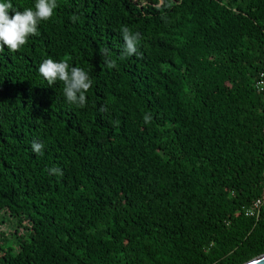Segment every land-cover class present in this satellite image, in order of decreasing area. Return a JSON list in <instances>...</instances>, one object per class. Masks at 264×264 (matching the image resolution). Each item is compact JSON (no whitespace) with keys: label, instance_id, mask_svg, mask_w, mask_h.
<instances>
[{"label":"trees","instance_id":"trees-1","mask_svg":"<svg viewBox=\"0 0 264 264\" xmlns=\"http://www.w3.org/2000/svg\"><path fill=\"white\" fill-rule=\"evenodd\" d=\"M57 5L38 35L0 51V222L13 229L0 233V264L263 255L264 205L258 218L243 209L264 201V0ZM124 26L140 40L121 59ZM48 58L88 72L84 107L62 82L48 86L38 71Z\"/></svg>","mask_w":264,"mask_h":264},{"label":"clouds","instance_id":"clouds-1","mask_svg":"<svg viewBox=\"0 0 264 264\" xmlns=\"http://www.w3.org/2000/svg\"><path fill=\"white\" fill-rule=\"evenodd\" d=\"M57 7V0H36L34 9L25 8L23 11H18L13 7L10 0L0 2V51H3L5 46L11 52L18 51L28 42L29 37L38 35L39 23L50 20ZM10 12H13L14 15H10ZM121 31L125 41L121 59L124 56L138 54L140 33H133L127 26L122 27ZM101 54L105 57L109 69L115 67V61L107 58V49H102ZM38 71L50 87L57 81L63 83V93L69 104L78 107L86 105V93L92 87V80L83 68L70 67L66 60L55 61L48 58L40 64ZM144 120L145 123H148L151 117L145 115ZM43 148L42 143L32 142L33 152L42 155ZM49 171L50 174H63L59 168H52ZM249 264H264V257L250 261Z\"/></svg>","mask_w":264,"mask_h":264},{"label":"built area","instance_id":"built-area-1","mask_svg":"<svg viewBox=\"0 0 264 264\" xmlns=\"http://www.w3.org/2000/svg\"><path fill=\"white\" fill-rule=\"evenodd\" d=\"M256 92L264 99V70L258 75L255 83ZM264 201L262 199L256 200L251 206L243 209L245 216L249 218H258L261 214Z\"/></svg>","mask_w":264,"mask_h":264},{"label":"rangeland","instance_id":"rangeland-1","mask_svg":"<svg viewBox=\"0 0 264 264\" xmlns=\"http://www.w3.org/2000/svg\"><path fill=\"white\" fill-rule=\"evenodd\" d=\"M139 1H141L143 4L146 3V0H139ZM10 231H13L12 226H9L8 224H2L0 222V233H4V234L8 235ZM8 237H9V235H8Z\"/></svg>","mask_w":264,"mask_h":264},{"label":"water","instance_id":"water-1","mask_svg":"<svg viewBox=\"0 0 264 264\" xmlns=\"http://www.w3.org/2000/svg\"><path fill=\"white\" fill-rule=\"evenodd\" d=\"M260 257H264V254L263 255H261V256H259V257H257V258H260ZM257 258H255V259H253V260H251V261H256L257 260ZM250 262V261H249ZM249 262H247V263H245V264H249Z\"/></svg>","mask_w":264,"mask_h":264}]
</instances>
